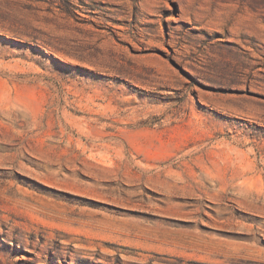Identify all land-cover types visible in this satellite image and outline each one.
I'll return each mask as SVG.
<instances>
[{
    "label": "rangeland",
    "instance_id": "rangeland-1",
    "mask_svg": "<svg viewBox=\"0 0 264 264\" xmlns=\"http://www.w3.org/2000/svg\"><path fill=\"white\" fill-rule=\"evenodd\" d=\"M0 264H264V0H0Z\"/></svg>",
    "mask_w": 264,
    "mask_h": 264
},
{
    "label": "bare ground",
    "instance_id": "bare-ground-1",
    "mask_svg": "<svg viewBox=\"0 0 264 264\" xmlns=\"http://www.w3.org/2000/svg\"><path fill=\"white\" fill-rule=\"evenodd\" d=\"M231 226V225H230ZM230 226H228V228L230 227ZM228 228H226V229H228ZM255 236V235H254Z\"/></svg>",
    "mask_w": 264,
    "mask_h": 264
}]
</instances>
